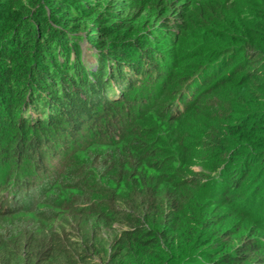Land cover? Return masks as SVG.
<instances>
[{"label":"trees","instance_id":"16d2710c","mask_svg":"<svg viewBox=\"0 0 264 264\" xmlns=\"http://www.w3.org/2000/svg\"><path fill=\"white\" fill-rule=\"evenodd\" d=\"M255 1L264 7V0ZM227 2L232 0L201 3L192 17L163 0H0V216L32 211L50 221L59 205L72 202L78 212L90 211L101 196L128 207L111 205V219L102 215L123 226L119 234L97 241L99 230L91 229L80 252L56 230L28 223L0 228V264H85L90 254H101L103 264H264L261 230L225 247L220 236L230 231L220 226L224 217L209 216L212 203L222 202L229 218L244 214L264 232V101L251 108L239 103L240 97L234 102L240 93L232 92L231 100L222 96L221 102L240 107L235 113L242 116H221L227 122L221 141L219 129L208 125L210 114L202 121L210 128L207 135L202 130L195 141L178 130L166 134L132 121L155 107L150 112L177 122L205 97L219 95L223 85L264 76V35L252 37L247 24L253 21L264 31L263 12L250 8L247 20L241 16L244 24L234 27ZM194 21L207 35L189 41L183 55L161 50L160 43L173 49V41L191 34ZM213 22L223 31L212 32ZM245 33L251 36L242 37ZM83 42L94 50V68L84 63ZM84 128L96 135L86 145H112L132 134L123 141V152L96 150L90 164H80L73 154L86 146L77 144ZM256 135L254 149L248 142ZM201 138L205 147L197 143ZM198 151L208 161L202 167L209 175L174 181L163 171L179 177ZM61 152L78 164L55 183L78 194L64 196L61 188L43 197L54 176L43 192L27 188L28 178L18 184L22 157L45 171V155ZM134 170L137 179L129 181ZM100 180L112 190L99 192L93 185ZM232 219L231 230L238 221Z\"/></svg>","mask_w":264,"mask_h":264},{"label":"rangeland","instance_id":"374dc122","mask_svg":"<svg viewBox=\"0 0 264 264\" xmlns=\"http://www.w3.org/2000/svg\"><path fill=\"white\" fill-rule=\"evenodd\" d=\"M163 1L164 2L171 1L174 10L185 8L188 15L190 16L192 14V17H193L195 15V9L199 6V4L210 3L214 0H163ZM242 1L245 2L244 0ZM233 2L234 0H232L231 4L227 2L228 4H226V10H227L226 13L229 14L228 18L230 20V23H232L234 27L244 24V21L242 20L241 16L247 20V17L252 13V10H250V8H255L256 11H262L264 15V7L263 8L259 7L260 3L256 2L255 0H247L245 4L240 3V5H238L237 7L235 6V3ZM247 2H252V3L250 5L249 4L247 5ZM262 2L264 3V1ZM170 12H174V11L170 10ZM259 15H262V14H259ZM256 20H259L258 17ZM208 24H211L210 25L211 30L214 29L212 32L214 31L222 32L223 31L221 23L213 22V23H208ZM247 24H249L250 31H252V35H253L252 37L256 38L258 36L264 35V31H261L260 26L257 27L256 25H254L253 21L247 22ZM189 27L192 33L186 36H183L180 42L173 41L172 42L173 43L172 46L174 47L173 49L171 48V46L167 47L166 46L167 43L165 44L160 43L161 50L165 49L166 47L167 51H173V53L175 52L176 56H177L176 51L177 52L179 51L180 54L183 55L184 53L182 52L185 51L186 48L188 47L190 43L189 41H194V40L196 41V40H199L201 35H207V30L203 26H200L198 22L194 21L192 22V24L190 23ZM244 36H251V35L250 33H245L243 34L242 37ZM93 54H94V50L90 48V46L87 45L85 42H83L82 43V55H83L84 63L90 68H94ZM183 63H186V62H182L181 64L183 65ZM253 65H256V63H253ZM255 67H257L258 69V64ZM175 70L176 72H179L177 67L175 68ZM254 77L255 78H253L252 82H249V83L245 82L243 84H238V85H233V84L223 85L218 90L219 93H215L219 95H214V96L211 95V96L205 97L204 99H202L200 106H196L188 110L187 114L177 122L175 121V122L170 123L168 121L162 120V118L159 117L160 114L158 112H155L157 111V108L155 107L151 109H146L145 111H143V113H148V114H142V116L139 119H132V121L135 122L134 125L142 124V126L146 128L147 127L149 128L157 127L158 129H160L159 131L165 132L166 134H169V132L172 129L178 130V132L181 131L182 135H187L189 138L192 137L193 141H195L196 137H199L200 131L202 132V130H204L203 133L206 131V129L204 128L205 124H202V121L204 120V118L206 119V116H208V114H210L209 116L213 117V119L210 122H208L209 123L208 125L212 124L215 126V128L219 129V132L218 131H215V132L219 133L218 137L221 141L220 135L224 134L225 132L224 128L226 127L224 123H227L226 121H223L221 116L231 115V113H233L234 116H237V115L238 117L242 116L239 113H235V112H238V109H241L240 107H233V108L230 107L227 103L221 102L220 100L221 97L225 96L226 99L231 100L232 97L230 96V94L232 92L240 93L241 95L233 96L234 102L238 101L237 98L240 97L241 101L239 100L238 101L239 103L241 104L251 103L250 104L251 108L260 107V105H262V102L264 101V76L259 75V77H256V76ZM152 109L155 111L150 112ZM209 129L210 128H207V131L204 134V138H205V135H207V132L209 131ZM128 130H130V126L127 128V131ZM131 134H132L131 132L130 133L128 132L127 134L125 133L124 140L127 141V138L130 137ZM6 135L9 139L11 138L10 137L11 133L9 130H6ZM95 136L96 135L89 133V130L84 128L83 130L80 131V134L78 135V140H77L78 146L83 144L86 140L93 139ZM258 140H260L259 135L253 136L251 140L248 142V143H251L250 147L252 148L253 141H254V144H256ZM123 141L118 142L116 144H112V145H107V144H102V143H91V144L88 143L87 145L83 144L81 146L84 147L86 145L85 148L81 152L73 154V156L77 155L75 158L80 161V164L81 163L90 164V162H88L89 157L96 150L111 151L114 154H116V152H123L124 151L123 150L124 145H122ZM204 141L205 139L201 138L200 141L197 143H199V145L201 146H204L203 144ZM73 156L68 157V154L62 153V152L59 153L58 155H55L54 157L45 155V158L41 162V165L44 164L46 167L45 171H41L40 169H37L29 159L22 157L21 160L24 162L23 167H21L19 171H15V173H18L20 175L18 184L22 185V180L24 179L26 180V178H28V181L30 183L28 184L27 188L29 187L30 190L33 189V190L43 192V189L47 187L48 185V181L51 182V178L52 176H54L55 181L53 180V185H51V187L53 188L52 189L50 188V191L46 190L43 193V197L47 195V199H48L49 194L53 192V189L60 190L61 188H62L61 194L63 195L65 194L68 196L71 194L72 196V195H75L76 193L78 194L79 192L78 191L76 192V190L69 187V185L68 187L60 188V183L58 185L57 183H55L56 181L60 182L61 177L64 178V173L71 172L70 170L74 169L76 164H78L76 163V161L72 159ZM200 156H202V152L198 151V153L196 154V157H197L196 159H192V158L188 159L190 160L189 161L190 166L188 167L186 171L182 170L179 174V177L177 176V174L174 175L166 170H163V171L165 172V174L169 173V175L172 176L171 178L174 181L180 179L181 177L190 178L193 175L202 176L203 174H205V176H207L209 175V171L203 170L204 168L202 167V164L203 165L207 164L208 161L203 160V158L200 159ZM117 157L122 159L123 154L122 155L119 154ZM127 161L130 162V159H128ZM167 164H168L167 161L162 163V167L166 166ZM126 169L127 171L130 169V165L128 163H126ZM23 173L26 174V177L22 176ZM136 176H138V171L134 170L130 172L128 176V180L134 181L137 179ZM124 183L126 184V182H123V184ZM88 186H91V185L87 184L86 187ZM93 186L96 189H98L99 192L102 191L103 193L109 192L110 190H112L110 188L108 189L102 181L100 183L99 182L95 183ZM126 191H128V189H126L122 194L126 193ZM120 197L123 198L124 195H120ZM123 200L125 201L126 199H123ZM61 201L64 204L68 203V200L67 202H65V200H61ZM93 203H94V208L90 209V211L82 210L79 212L77 211L78 208H76V205H73L72 202L69 205L68 204L64 205V207L59 205L58 207L53 208L54 213H56L57 217L50 221L42 220L41 218L37 216L35 212H32V211H24V212H20L14 215L11 214L9 216H0V228L6 227L8 225H13L15 223H28L32 227L42 226V227H45L46 230H51V229L56 230L61 235L66 234V237L70 241L71 246L74 249H76L77 252H80L83 249V247H81L83 242H85L86 237H88L92 232L91 229L98 228L99 230V235L97 237V241H98L101 238L106 239V240H111L115 235L119 234L120 230L123 228V226L118 223L110 224L111 221L108 220V223H107L104 221V219L102 220V217H104L102 215H105L106 219H111L110 218L111 205H115L116 207H123L126 209L128 208L126 205L123 204L121 200L110 202L107 200V197L104 198L103 196H101V198L98 201L96 200V202L94 201ZM212 206H213V209H211L212 213L210 212L209 216L211 218L216 216L217 221L224 217L225 222L220 220L221 222L220 226L224 225L223 226V228H225L224 230L230 231L229 235L227 234L224 236L218 235L221 238V245L226 247L232 244H235V245L238 244L242 236L246 235L247 232L249 234L250 230L252 232L253 230L256 231L259 229L261 230L262 233H264L262 231L263 229L255 227V225L244 214L242 216V219H240L239 217L238 218L232 217V218L237 219L238 221L235 223V226L232 230L229 229L232 226L233 219L229 218L231 217V215H230V212L228 211L227 205L222 202H218V203H212ZM46 207H47V204L45 203L37 205V209H39L38 211H41L40 208H46ZM223 213L225 215H223ZM80 228H82V230H80ZM221 233L223 234L225 232L222 231ZM250 239L252 240V237H250ZM203 256L204 255H202V257ZM75 259L78 261L77 258ZM103 263L104 261L101 258V254H90L88 260L85 261V264H103Z\"/></svg>","mask_w":264,"mask_h":264}]
</instances>
